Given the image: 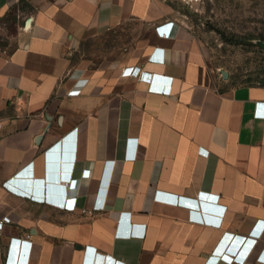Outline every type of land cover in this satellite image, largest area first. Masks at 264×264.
I'll use <instances>...</instances> for the list:
<instances>
[{"label":"crops","instance_id":"crops-1","mask_svg":"<svg viewBox=\"0 0 264 264\" xmlns=\"http://www.w3.org/2000/svg\"><path fill=\"white\" fill-rule=\"evenodd\" d=\"M175 12L163 0H0V31L12 28L0 47V264L23 238L27 264H240L233 255L253 249L247 262L264 264V81L230 84ZM137 28L148 38L132 44ZM161 49L165 61L151 59ZM126 66L160 86L174 78L172 93ZM72 180L73 210L39 198H62Z\"/></svg>","mask_w":264,"mask_h":264},{"label":"rangeland","instance_id":"rangeland-1","mask_svg":"<svg viewBox=\"0 0 264 264\" xmlns=\"http://www.w3.org/2000/svg\"><path fill=\"white\" fill-rule=\"evenodd\" d=\"M169 4L175 9L176 17L205 46L210 67L225 70L230 84L264 80V0H195L191 4ZM5 26L11 27V22L8 20ZM11 31L12 28H7L5 32ZM6 33L0 31V47H5ZM234 37L241 41L225 40ZM147 38L146 29L132 30V44Z\"/></svg>","mask_w":264,"mask_h":264},{"label":"built area","instance_id":"built-area-1","mask_svg":"<svg viewBox=\"0 0 264 264\" xmlns=\"http://www.w3.org/2000/svg\"><path fill=\"white\" fill-rule=\"evenodd\" d=\"M163 1H167V2H178L180 4H191L192 2H194L195 0H163ZM155 29L157 30V32L164 36L167 34V29H168V25L167 23H163V24H160V25H157L155 27ZM157 52H160V57H158L157 59L160 60V61H165V49H161L159 51H156ZM153 58V57H151ZM122 74L123 75H127V76H134L136 77L138 80H141V81H145V82H148V90L150 91H153V92H158V93H161V94H170L172 93V84L174 82V78H167V79H160L159 81H163V80H166L167 81V84L166 86H160L159 84L155 83V80L153 78V81H149L150 80V77L140 71L139 67L138 66H126L125 68H123L122 70ZM150 82V83H149ZM81 90V87H72L70 89H68L67 91V94L69 95H74V94H77L79 93ZM73 130H71L69 133H71ZM69 139H73V137L69 136L68 137ZM114 161V160H112ZM26 170V169H25ZM88 172L85 170V173L84 175H87ZM63 178L70 180L69 176L66 175V174H63L62 176ZM72 184L70 185V188H69V193L68 194H64L62 198H54L52 196H49V192H47L48 194L46 196L44 195H41V197L39 198H42V200H44L45 202H48L50 204H53L55 206H58L60 208H66V209H69V210H73L75 208V201H76V198H77V187L74 186L75 184V180H72L70 181ZM7 186L11 187L10 184L6 183ZM65 186H68V182L64 184ZM23 197H26V198H35L37 199V195L36 194H30L28 192H23V191H19ZM176 196V195H174ZM176 201V200H175ZM174 201V203H175ZM4 221H9V217L8 216H3L2 219L0 220V226L1 224L4 222ZM260 224L261 225V228L258 230V232L260 233V235H264V221H260L257 223V225ZM29 236V235H27ZM244 238V237H243ZM26 240V241H25ZM30 240L28 241V239H25L23 238L22 240H19L17 241L16 243V255L18 253V248L22 246V251L23 253L26 252L28 250V244H29ZM225 248H218V249H215L214 250V253L220 255V254H223L225 253ZM254 249L249 252H246V253H250L248 256L247 254L245 253L243 256L241 255H233V258L239 262L240 264H246L248 263V258L252 255ZM235 253V252H234ZM259 259H264V255H261L259 252H257L255 254V260H259ZM15 264V262H14Z\"/></svg>","mask_w":264,"mask_h":264},{"label":"clouds","instance_id":"clouds-1","mask_svg":"<svg viewBox=\"0 0 264 264\" xmlns=\"http://www.w3.org/2000/svg\"><path fill=\"white\" fill-rule=\"evenodd\" d=\"M151 59H153L154 61H156V62H159L160 60H158L157 59V57H154V58H151ZM161 62H163V61H161ZM69 181V180H68ZM72 183L71 182H69V186L71 185ZM69 193V192H68ZM67 193V194H68ZM30 244V243H29ZM28 244V250L26 251V252H24V253H22L21 252V256H18L17 257V255H15V259H14V262H15V264H18V261L20 260V264H27V261H28V258H29V253H30V246H31V244L29 245ZM20 251H19V249H18V253H19ZM17 253V254H18ZM257 261H261V262H263L264 263V259H259V260H257ZM81 264H85V254H84V256H83V258H82V262H81ZM246 264H249V263H246Z\"/></svg>","mask_w":264,"mask_h":264},{"label":"trees","instance_id":"trees-1","mask_svg":"<svg viewBox=\"0 0 264 264\" xmlns=\"http://www.w3.org/2000/svg\"><path fill=\"white\" fill-rule=\"evenodd\" d=\"M226 41L228 42H236V43H239L241 40L239 38H225Z\"/></svg>","mask_w":264,"mask_h":264},{"label":"water","instance_id":"water-1","mask_svg":"<svg viewBox=\"0 0 264 264\" xmlns=\"http://www.w3.org/2000/svg\"><path fill=\"white\" fill-rule=\"evenodd\" d=\"M220 72H221V74H222V76H223L224 78L227 77V72H226L225 70H220ZM263 81H264V80H263Z\"/></svg>","mask_w":264,"mask_h":264}]
</instances>
